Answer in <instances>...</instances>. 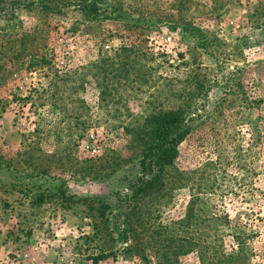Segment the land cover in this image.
Segmentation results:
<instances>
[{
  "label": "rangeland",
  "instance_id": "obj_1",
  "mask_svg": "<svg viewBox=\"0 0 264 264\" xmlns=\"http://www.w3.org/2000/svg\"><path fill=\"white\" fill-rule=\"evenodd\" d=\"M15 2L0 0V264H92L103 242L85 239L83 199L123 198L139 150L128 128L175 103L184 136L171 176L184 185L151 216L175 222L194 197L209 207V240L264 264V0H102L115 9L104 22ZM175 264L199 262L189 252Z\"/></svg>",
  "mask_w": 264,
  "mask_h": 264
},
{
  "label": "trees",
  "instance_id": "obj_2",
  "mask_svg": "<svg viewBox=\"0 0 264 264\" xmlns=\"http://www.w3.org/2000/svg\"><path fill=\"white\" fill-rule=\"evenodd\" d=\"M100 2L102 0H16L14 4L18 9L46 11L58 15H63L65 10L71 9L78 12L82 19H89L91 22L114 20L111 10L115 9L109 7L106 8L107 10L99 11L97 4ZM124 49L125 47L119 48L115 55L120 56ZM40 63L44 64L41 56L36 58L29 56V65ZM119 65L120 70L125 69L124 63ZM54 75L59 78L58 74ZM171 96L177 98L181 97V94L176 93ZM27 98L28 96L19 97L17 100L24 101ZM185 98L188 99L189 96ZM50 99V106L55 107L58 98ZM176 104L154 110L143 117L138 124L128 128L130 142L137 143L139 150L135 177L123 198L120 200V197H117L113 206L98 199L88 200L89 202L87 198L83 199L86 200L84 205L90 213L92 230V234L85 239L95 243L99 240L103 242V245L97 247L95 254L87 257L92 264L107 258L114 260L117 256L129 259L132 264H150L146 254L148 249L151 251L154 264H175L177 256L189 252H195L199 264H239L241 261L242 249L239 248L238 251L228 255L225 254L222 245L208 239L209 207L198 202L196 198H191L182 216L175 222L161 224L155 222L156 217L151 216L168 190L184 185L179 182L180 179L178 182L172 181L171 176L178 146L184 136V133L178 129L184 121L185 112ZM56 192L64 197V192L60 189ZM144 202L147 208L143 205ZM94 203L96 207L93 206ZM136 226L141 228L138 233L135 230ZM147 232L151 235L155 234L156 238L147 242L139 241V234ZM111 235H115L116 238L113 240ZM116 242H120L121 246L113 248V243Z\"/></svg>",
  "mask_w": 264,
  "mask_h": 264
}]
</instances>
